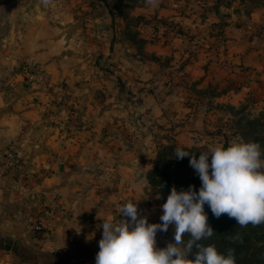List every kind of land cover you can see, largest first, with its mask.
<instances>
[{
  "label": "crops",
  "instance_id": "1",
  "mask_svg": "<svg viewBox=\"0 0 264 264\" xmlns=\"http://www.w3.org/2000/svg\"><path fill=\"white\" fill-rule=\"evenodd\" d=\"M122 4L0 0V164L8 149L18 153L16 170L8 173L0 165V264H95L103 231L94 217L96 205L118 191L119 205L127 202L123 189L130 182L139 185L134 180L139 171L129 169L118 151L91 148L92 143L97 137L108 139L111 128L141 118L187 147L193 134H204L214 121L192 114L187 83L208 74L205 64L217 61L191 54L187 29L192 21L186 12L161 1L134 8V15L148 19L138 27L146 49L171 58L163 68L132 57L120 38L122 27L113 22V12ZM216 9L219 14L222 6ZM163 29L178 35L164 40ZM161 39L168 43L164 46ZM229 40L227 59L232 50L230 57L240 55L243 47L237 51L235 39ZM28 68L33 82L25 79ZM63 79L68 89L60 86ZM21 175L29 185L16 183L15 176ZM41 176L40 183H33V177ZM97 189L104 191L97 194ZM36 211L48 229L42 237L32 229Z\"/></svg>",
  "mask_w": 264,
  "mask_h": 264
},
{
  "label": "rangeland",
  "instance_id": "2",
  "mask_svg": "<svg viewBox=\"0 0 264 264\" xmlns=\"http://www.w3.org/2000/svg\"><path fill=\"white\" fill-rule=\"evenodd\" d=\"M158 1H161L163 5L176 4L180 11L186 12V15L192 21L187 29V41L188 46L191 45V54L201 55L202 57L204 55L206 57H214L217 61L216 64L214 63L211 66L205 64L207 71H209L208 74H202L201 77L195 76L193 80L187 83L192 92L191 97L194 100L191 104L192 114H204L208 116V119L214 121L212 125L206 128L204 134H193L186 148L195 147L207 151L210 147L217 144L223 145L224 136L228 138V145L233 141H243L240 133L241 127L238 125V116L235 111L240 110L242 106H246L248 108L247 112L252 117H256L259 111L264 112V0ZM123 2L124 4L119 5L113 12V22L118 24L117 28L122 27L120 38L132 49V57L168 68L171 58L168 56L158 57L149 52L146 49V42L142 40L143 38L138 30L139 24L144 23L148 19L146 16L134 15V8L137 4L148 5L147 0H123ZM217 4L222 6L219 14L216 11ZM246 7H250L252 11L249 12ZM162 33L164 40H172L174 36L178 35V31L175 32L174 30L167 32V30L163 29ZM228 39H230L229 42L235 39L237 51L242 45L243 47L239 52L240 55L230 57L232 56V51H234L232 50L231 55H228L227 59L225 52L229 51L228 49L226 50ZM164 40L161 42L165 46L168 42ZM230 48L232 49V47ZM219 54L223 55L222 59ZM239 58L242 60H238ZM182 65L184 66L185 64ZM114 68L116 69L115 66H112V69ZM118 70L122 71L119 67ZM29 73L30 70L28 68L26 74ZM25 79L28 82L34 81L33 76L30 74ZM129 81L124 79L125 83ZM125 83L120 81L119 86L124 88ZM60 86L63 89L69 88L68 83L64 79ZM128 86H130L129 83ZM130 94L131 92L128 93L129 96H131ZM198 103L201 108L197 107ZM133 123V125L131 124L128 127L111 128L108 139L103 140L101 137H97L96 143H92L91 148L95 146L96 148L102 147L103 149L113 150V152L118 151L121 159L125 156L124 159L129 169L132 166L138 168L139 172L138 174L135 172L134 180L139 185L130 182L126 189H123V197L127 198V201L138 202V215L146 217L148 223H161L160 216L163 213L158 200L159 195L148 184L146 175L152 168L156 154L162 147L171 143L177 145L180 143L172 140L164 132L162 126L151 124L147 119L142 120L140 118L139 121H134ZM69 131L70 129H68L67 133ZM207 131L210 132L207 133ZM206 142H208V145L205 146L203 143ZM112 160L114 161V158ZM132 176L133 174L129 172L128 177L131 178ZM138 176H142V178L140 179ZM15 177L18 185H29L27 176ZM42 178V176L39 178L33 177V183H40ZM95 178L97 186H99L100 179L97 175ZM118 186L114 185V188L117 190ZM124 187L125 185H123ZM97 190V194L104 191L103 189ZM108 190L109 186L106 192ZM120 196L118 191L114 198L110 197L111 200H104L96 205L94 217H96L98 228H101L100 225L105 220L113 219L114 214L119 215V204L122 200ZM116 219L127 218L116 217ZM46 230H48L47 226L39 233V237H42L41 235L45 234ZM156 243L157 248H164L167 243H175L174 226L169 225L166 232L158 231ZM95 256L93 255L94 260Z\"/></svg>",
  "mask_w": 264,
  "mask_h": 264
},
{
  "label": "clouds",
  "instance_id": "3",
  "mask_svg": "<svg viewBox=\"0 0 264 264\" xmlns=\"http://www.w3.org/2000/svg\"><path fill=\"white\" fill-rule=\"evenodd\" d=\"M153 7L158 0H147ZM177 159L189 158L201 186L194 191L172 187L161 206V223H148L138 215V202L129 200L119 207L127 219L105 220L95 264H236L234 249L219 253L214 244L202 243L216 233L204 211L207 204L215 218L226 214L243 227L264 224V152L256 142L233 141L195 155L181 148ZM174 226L175 243L157 248L156 234ZM185 235L188 239L185 241ZM237 240L239 236L232 237Z\"/></svg>",
  "mask_w": 264,
  "mask_h": 264
},
{
  "label": "trees",
  "instance_id": "4",
  "mask_svg": "<svg viewBox=\"0 0 264 264\" xmlns=\"http://www.w3.org/2000/svg\"><path fill=\"white\" fill-rule=\"evenodd\" d=\"M143 44V42H142ZM247 107L242 106L235 111L238 116V125L244 142H256L264 152V112L259 111L256 117H252L247 112ZM234 110V108H233ZM223 146H228V138L224 136ZM181 148L198 159L200 148H186L175 143L162 147L156 154L152 168L147 172L146 179L152 189L159 195V204L162 206L166 202L172 187L177 191L187 190L189 185L194 186V191H198L201 181L195 170L189 166V158L177 159L175 150ZM204 211L208 215V223L216 233L208 240L202 241L205 245L214 244L219 253L226 254V250L234 249L236 264H264V224L247 227L239 226L234 218H229L222 214L218 219L213 216L207 204ZM239 236L233 240L232 237ZM185 241L188 236L185 235Z\"/></svg>",
  "mask_w": 264,
  "mask_h": 264
},
{
  "label": "built area",
  "instance_id": "5",
  "mask_svg": "<svg viewBox=\"0 0 264 264\" xmlns=\"http://www.w3.org/2000/svg\"><path fill=\"white\" fill-rule=\"evenodd\" d=\"M32 78V77H30ZM1 167L7 171L12 172L16 170L17 160H18V153L16 150L10 149L7 150L1 157ZM24 189H22L23 191ZM20 191V192H22ZM24 192V191H23ZM32 229L35 233H41L44 230V219L40 212L36 211L34 213V219L32 220Z\"/></svg>",
  "mask_w": 264,
  "mask_h": 264
}]
</instances>
